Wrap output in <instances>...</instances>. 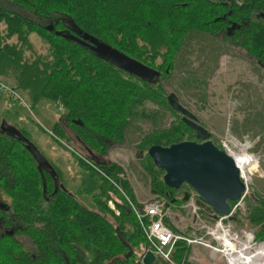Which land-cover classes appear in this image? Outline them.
Instances as JSON below:
<instances>
[{
	"label": "trees",
	"instance_id": "1",
	"mask_svg": "<svg viewBox=\"0 0 264 264\" xmlns=\"http://www.w3.org/2000/svg\"><path fill=\"white\" fill-rule=\"evenodd\" d=\"M11 1L44 19L64 16L77 30L161 73L153 81L142 80L100 59L85 44L58 33L66 31L65 23L58 22L54 31H48L41 23L0 7V80L13 90H23L32 103L43 99L60 103L66 124L96 154L105 156L112 144L123 142L130 120L143 102L171 109L159 81L170 72L176 54L191 33L215 36L229 27L233 32L225 34L226 41L243 49L264 69V0ZM67 29L77 35L72 28ZM33 32L48 44L47 54H26L33 50L29 39ZM13 37L16 41L9 43ZM52 130L65 137L58 123ZM183 140L200 141L179 118L177 125L145 135L137 147L147 151L151 145L168 146ZM76 157L82 169L78 179L81 191L93 193L86 204L67 190L57 167L64 188L53 194L52 178L38 171L23 143L0 133V192L8 198L6 206L18 225L13 233H0V264H107L127 252L116 235L117 227L133 252L113 264H138L147 241L118 189L135 201L124 170L115 163L95 167L83 157ZM146 159L144 169L150 190L169 203L172 197L167 193L175 191L158 177L164 172L147 154ZM48 193L52 195L46 200ZM113 196L118 200V216L106 204ZM257 200L259 205L249 215L253 224L264 221V198ZM181 201L185 200H175ZM234 203L230 202L231 207ZM200 213L214 220L221 216L215 217L205 209ZM11 224L8 220L5 225ZM18 236L29 239L33 251L26 250ZM255 236L260 239L264 230ZM189 250L185 241H178L171 262L196 264L189 261ZM162 263L172 264L166 260Z\"/></svg>",
	"mask_w": 264,
	"mask_h": 264
},
{
	"label": "rangeland",
	"instance_id": "2",
	"mask_svg": "<svg viewBox=\"0 0 264 264\" xmlns=\"http://www.w3.org/2000/svg\"><path fill=\"white\" fill-rule=\"evenodd\" d=\"M0 7L43 26L55 18H41L11 0H0ZM64 23L68 26L67 22ZM225 34L224 32L211 36L200 32L191 33L176 54L172 69L162 75L159 81L164 93L174 92L180 103L195 115L197 122L208 130V139L215 145L229 135L244 145L238 146L240 153H236L235 158L239 166L246 165L248 191L238 205L237 201L233 204L232 218L229 217L231 221L226 219L219 223L220 219L214 220L200 213L202 208L196 204V212L193 213L189 199L179 203H168L164 199L170 205L167 222L171 228L182 231L186 237L198 242L189 247L188 253L189 261L196 264H226V258L220 253H211L209 247L211 245L221 250L224 248L211 234L218 224L227 228L231 237L235 233L240 235V232L245 230L251 233L255 243L264 241V236L260 239L255 236L263 229L261 226L264 221L253 224L249 219L252 208L259 205L257 199L264 198V69L243 49L226 41ZM29 39L33 50L26 52L28 56L48 53V44L36 33H30ZM15 41L13 37L9 43ZM159 61L160 59H157V62ZM14 92L16 95L11 97L7 91H0V123L4 120L9 125L25 131L30 141L59 169L67 190L78 198L81 197L85 204L88 203L93 193L81 191L82 186L78 179L82 175V169L78 166L76 156L81 155L87 159L89 153L52 130L58 121L62 123L72 141H75L74 130L67 128L61 118L64 109L58 102L45 99L32 103L23 90L16 89ZM136 113L125 131L123 142L112 144L102 159L122 167L135 199L145 200L156 194L150 190V179L144 169L147 161L146 150H139L137 145L152 131L177 125L181 115L150 101L137 106ZM141 113L147 115L142 116ZM245 152L258 160L257 168L252 174L248 169L253 162ZM162 175L158 177L162 178ZM191 191L189 186L183 185L180 190L174 194L170 193L169 196L173 200H180L186 192ZM0 201L8 202L2 192ZM18 239L26 250L33 251L29 239L20 236ZM163 260L166 259L158 257L153 264H163Z\"/></svg>",
	"mask_w": 264,
	"mask_h": 264
},
{
	"label": "water",
	"instance_id": "3",
	"mask_svg": "<svg viewBox=\"0 0 264 264\" xmlns=\"http://www.w3.org/2000/svg\"><path fill=\"white\" fill-rule=\"evenodd\" d=\"M70 23L72 24V22ZM53 28V26L46 27L48 31H53ZM72 30L78 35L74 36L68 33V30L58 33L85 44L100 59L107 60L142 80L150 82L159 77L160 72L158 70L124 54L105 42L97 40L88 33L77 30L73 24ZM166 99L169 107L181 115V120L195 132L200 141L183 140L168 146L155 144L147 149L146 154L151 158L154 166L164 172L162 180L168 188L177 191L183 185H187L197 194L195 201L197 206L205 209L209 214L213 213L215 217L217 214L229 215L231 211L230 202L238 201L245 192V185L240 179L235 160L208 139V130L197 122L195 115L180 103L174 92H169ZM0 133L22 142L24 148L34 159L38 171L47 173L54 183L59 181L56 169L20 129L3 120L0 123ZM85 147L90 151L86 145ZM90 160L96 163L94 156ZM59 187L64 188L63 184L60 183L59 186L54 187L53 194L57 192ZM189 196L190 194L186 192L183 199L187 200ZM261 227L264 229V224ZM115 231L120 241L127 248V252L123 256L111 259L107 264L124 260L130 257L133 252L120 229L117 227ZM155 259L154 254L148 250L142 258V263L153 264ZM138 264L141 263L138 262Z\"/></svg>",
	"mask_w": 264,
	"mask_h": 264
},
{
	"label": "built area",
	"instance_id": "4",
	"mask_svg": "<svg viewBox=\"0 0 264 264\" xmlns=\"http://www.w3.org/2000/svg\"><path fill=\"white\" fill-rule=\"evenodd\" d=\"M2 90L7 91V93L11 97H14L16 95L14 90L10 86H8L4 81L0 80V91ZM58 104L62 109H64L60 103ZM235 143H239V141H237L235 138L229 135L227 137L225 136L224 138H222L217 146L223 149L228 155L232 156L238 167L239 164L235 158V155H237L236 153H240V151L238 150L239 145ZM248 155L251 157V162H253L252 164L254 165L253 166L251 164L252 166L250 165L248 169L249 172L252 174V171H254L257 168L256 166L258 164L257 162L258 160L255 157L251 156L250 154ZM78 156L83 157L81 155ZM85 160L86 162L92 165L91 161L87 159ZM241 171L239 169V176L245 185V192L241 196V198L237 201L236 205H238V202L240 203V201L243 200L244 196H246L248 191L247 179L245 178L244 174H242ZM118 189L120 190L122 196L125 198L128 209L132 211L133 214L135 215L140 225V228L143 232V235L147 241V245L143 248L141 254L138 256L139 262L141 264H143L142 258L148 250H150L154 254L156 259L158 257H161L166 259L167 261H171V253L173 251L175 244L178 241H185L189 247H193L194 245L198 244L197 241L191 240L188 237H186L182 231H176L171 228V226L167 222L170 205L166 203L165 201L166 199L164 197H160L159 195L156 194L152 198H149L145 201H137V199H135L134 201L131 200L129 196L126 195L124 191H122L121 188ZM189 194L190 196L188 199L191 200V205L193 207L192 212L195 213L196 207L194 204H196V202H194V199L197 198V194L194 190H192ZM117 201H118L117 198L114 196L106 200L107 207L112 211V213L115 216L120 215V209L116 204ZM233 209L234 208L231 207V211L229 215H221L219 218H217V220L220 219L219 223L222 222V220H226V219L231 221L229 217H231V214L233 213ZM220 228L222 232H226L230 236V231L227 228L224 227H220ZM234 240H238L237 234H235ZM253 240L254 238L252 237L251 244H256ZM209 247L216 248L211 245H209Z\"/></svg>",
	"mask_w": 264,
	"mask_h": 264
},
{
	"label": "bare ground",
	"instance_id": "5",
	"mask_svg": "<svg viewBox=\"0 0 264 264\" xmlns=\"http://www.w3.org/2000/svg\"><path fill=\"white\" fill-rule=\"evenodd\" d=\"M235 144L240 147L244 146L241 143ZM238 168L240 171L242 170V174L246 177V165H238ZM211 234L224 247L222 250L210 247L211 253L223 255L226 258V264H264V241L251 244V233L242 230L238 235V240H234L236 233L231 237L226 232H222L218 224Z\"/></svg>",
	"mask_w": 264,
	"mask_h": 264
},
{
	"label": "flooded vegetation",
	"instance_id": "6",
	"mask_svg": "<svg viewBox=\"0 0 264 264\" xmlns=\"http://www.w3.org/2000/svg\"><path fill=\"white\" fill-rule=\"evenodd\" d=\"M55 17V18H54ZM53 21H49L46 25H44V27L46 28V27H49V26H53L54 28H53V31L56 29L55 28V24L56 23H58V22H63V24H64V22H67L68 23V26L66 25V24H64L67 28H72V26H71V24L69 25V20H67L65 17H63V16H61V15H58L57 17L56 16H53ZM67 28H64V30H68ZM232 29H229V27L226 29V31H225V33L226 34H231L232 32ZM74 35V34H73ZM78 35V34H77ZM77 35H75V36H77ZM161 74V73H160ZM159 77H160V75H159ZM61 118H63V116L61 115ZM63 121H64V125L67 127V128H69L70 130H71V128L69 127V124H66V122H65V120H64V118H63ZM56 123H58L59 125H61V127H62V129H63V131H64V135H65V137L64 138H67L69 141H71L74 145H77V146H80V147H82V148H84L88 153H89V156H86V157H88L87 158V160H89V161H91L90 160V158L91 157H95V162L96 163H94L93 161H91V163L95 166V167H97V166H105V165H107L108 163H110V162H108V161H105L104 159H102V157L104 156V155H102V154H96V153H94V152H90L89 150H87L86 149V147H85V143L76 135V133H74V136H75V141L73 140L72 141V138H70V136L67 134V132H66V130H65V128H64V126L62 125V123H60V122H56ZM87 146V145H86ZM108 151V150H107ZM108 153V152H107ZM107 153H106V155H107ZM105 155V156H106ZM52 164V163H51ZM55 166V165H54ZM53 166V167H54ZM53 180V179H52ZM60 181V180H59ZM54 182V181H53ZM128 182H129V180H128ZM62 184V183H61ZM129 185H130V187H131V184H130V182H129ZM54 186H59V184H58V182H56V183H54ZM60 188V187H59ZM58 188V189H59ZM132 188V187H131ZM168 195L170 194V192H168L167 193ZM51 195H52V193H48L47 195H45V199L46 200H48L50 197H51ZM173 199H171V203H174L175 202V200H173ZM0 203H2L1 201H0ZM5 204H7V202H3L2 203V206H0V209L2 210V211H0V229H1V232H5V233H9V232H11V233H13V231L16 229V226L18 227V225L15 223V222H13V216H12V214L8 211V207L5 205ZM12 221V224L10 225V226H7V225H5L6 224V221ZM19 240V239H18ZM20 241V240H19Z\"/></svg>",
	"mask_w": 264,
	"mask_h": 264
},
{
	"label": "crops",
	"instance_id": "7",
	"mask_svg": "<svg viewBox=\"0 0 264 264\" xmlns=\"http://www.w3.org/2000/svg\"><path fill=\"white\" fill-rule=\"evenodd\" d=\"M149 198H152V197H148V199H149ZM138 199H139V198H138ZM138 199H137V201H145V200H147V199H145V200H144V199H139V200H138Z\"/></svg>",
	"mask_w": 264,
	"mask_h": 264
}]
</instances>
